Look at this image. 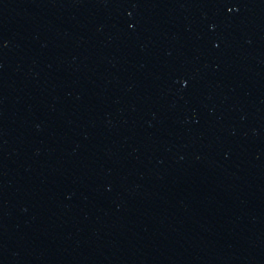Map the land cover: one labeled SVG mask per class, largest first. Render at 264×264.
<instances>
[{"label": "water", "instance_id": "obj_1", "mask_svg": "<svg viewBox=\"0 0 264 264\" xmlns=\"http://www.w3.org/2000/svg\"><path fill=\"white\" fill-rule=\"evenodd\" d=\"M0 264H264V0H0Z\"/></svg>", "mask_w": 264, "mask_h": 264}]
</instances>
